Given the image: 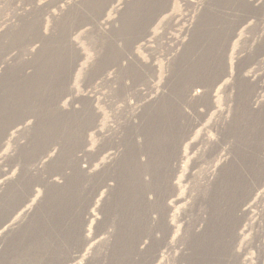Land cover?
<instances>
[{"label":"rangeland","instance_id":"374dc122","mask_svg":"<svg viewBox=\"0 0 264 264\" xmlns=\"http://www.w3.org/2000/svg\"><path fill=\"white\" fill-rule=\"evenodd\" d=\"M0 264H264V0H0Z\"/></svg>","mask_w":264,"mask_h":264},{"label":"bare ground","instance_id":"6f19581e","mask_svg":"<svg viewBox=\"0 0 264 264\" xmlns=\"http://www.w3.org/2000/svg\"><path fill=\"white\" fill-rule=\"evenodd\" d=\"M129 57V56H128ZM123 64H124V62H123ZM128 79V78H127ZM130 79V78H129ZM128 79V80H129ZM124 80H126V79H124ZM127 81V80H126ZM193 87V86H192ZM190 88V87H189ZM180 90V89H179ZM189 90V89H188ZM201 93H202V90H200V88H197V87H195L194 86V88H191L188 92H187V95L185 96V97H187V100L189 101V100H192V99H194L195 97H197V96H199V95H201ZM140 135V134H139ZM170 147V146H169ZM135 148V147H134ZM165 148V147H164ZM165 150H167L166 148H165ZM167 152V151H166ZM164 154H166V153H164ZM131 155V154H130ZM167 155V154H166ZM176 156V155H175ZM174 159V158H173ZM173 162H174V164H175V159L173 160ZM243 181V180H242ZM162 185V184H161ZM156 187V186H155ZM160 187V186H159ZM155 189V188H154ZM235 193V192H234ZM238 193V192H237ZM153 194V193H152ZM163 195V194H162ZM154 199V198H153ZM158 199V198H157ZM149 202V201H148ZM155 202V201H154ZM7 203V202H6ZM158 205V204H157ZM17 206V205H16ZM152 206V205H151ZM154 206V205H153ZM162 206V205H161ZM14 207V206H13ZM8 208V207H7ZM146 208V207H145ZM158 208V207H157ZM147 209V208H146ZM160 209V208H159ZM15 210H16V208H15ZM163 210V209H162ZM6 211V210H5ZM147 211V210H146ZM155 211H156V209H155ZM155 211H152V213H151V224H154L155 223V221L157 220V218L155 217V215L154 214H156V212ZM239 211V210H238ZM8 212V211H7ZM158 212V211H157ZM159 212H160V210H159ZM148 215V214H147ZM158 217V216H157ZM160 217V216H159ZM159 217H158V221H159ZM2 226V225H1ZM11 226H12V224H11ZM11 226H9V227H11ZM7 227V226H6ZM13 227V226H12ZM153 227H155V226H153ZM226 227V226H225ZM159 228V227H158ZM158 228H157V231H158ZM155 229V228H154ZM156 231V230H155ZM160 231H161V229H160ZM159 231V232H160ZM153 232V231H152ZM166 233V232H165ZM153 234H154V232H153ZM156 234V233H155ZM161 241V240H160ZM161 243V242H160ZM166 246V245H165ZM163 246H162V244L160 245V247H157L156 249H154L153 251H151V258L152 257H156V255L158 254V252H159V250H160V248H162ZM149 250H150V248H149ZM147 251V250H146ZM74 254H75V252H73ZM127 254V253H126ZM142 254V253H141ZM73 255V254H72ZM141 257V256H140ZM142 258H143V256H142ZM146 258V257H145ZM149 258V257H148ZM141 260V259H140ZM154 260V259H153ZM152 260V261H153ZM148 261V260H147ZM200 261V260H199ZM142 263V262H141Z\"/></svg>","mask_w":264,"mask_h":264}]
</instances>
